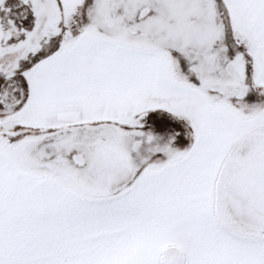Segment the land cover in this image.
Segmentation results:
<instances>
[{
  "label": "snow or ice",
  "instance_id": "6c2138e0",
  "mask_svg": "<svg viewBox=\"0 0 264 264\" xmlns=\"http://www.w3.org/2000/svg\"><path fill=\"white\" fill-rule=\"evenodd\" d=\"M0 264H264V0H0Z\"/></svg>",
  "mask_w": 264,
  "mask_h": 264
}]
</instances>
